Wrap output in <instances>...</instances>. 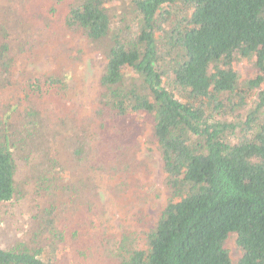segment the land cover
Masks as SVG:
<instances>
[{"label":"trees","instance_id":"obj_1","mask_svg":"<svg viewBox=\"0 0 264 264\" xmlns=\"http://www.w3.org/2000/svg\"><path fill=\"white\" fill-rule=\"evenodd\" d=\"M15 1L0 22V221L11 233L0 264H264V0H128L121 11L114 0ZM61 7L65 30L105 43L90 114L64 75L28 69L35 21ZM246 61L256 72L245 81ZM144 122L167 204L144 246L126 233L111 256L97 180Z\"/></svg>","mask_w":264,"mask_h":264},{"label":"rangeland","instance_id":"obj_2","mask_svg":"<svg viewBox=\"0 0 264 264\" xmlns=\"http://www.w3.org/2000/svg\"><path fill=\"white\" fill-rule=\"evenodd\" d=\"M127 1L114 0L113 9L118 11L127 9ZM10 3L16 5L15 0H0V8H3V12H0V22L4 21L2 18L4 8ZM25 9L27 11L31 8L26 6ZM18 13L19 11L13 8V14L7 15V20L11 21L14 30L18 27L16 23ZM67 13L66 7L65 9L61 7L58 16L52 18L46 14L40 21H35L37 19L35 18L34 21L39 24L35 27L39 28L38 35L30 43L34 42L37 45V56L29 60L28 69L39 74L58 72L64 75L69 85V96L83 106L84 114H90L99 98V79L106 64L103 53L105 43L98 44L76 31L65 30L62 19ZM21 28L22 37L28 41L30 33L33 32L28 19L21 17ZM237 68L241 70L245 81L256 72L251 61L243 62ZM22 118L24 116L21 115ZM135 133L136 146L129 148L128 153L123 155L118 153L119 159L112 161L107 171L97 180L103 206L102 229L112 236L109 249L111 256L117 254L126 233H132L137 244L144 246L147 229L145 226L156 222L167 204L162 161L155 145L153 127L149 122H144ZM64 175H68L66 171ZM17 209L19 220L24 222L27 213L23 212L20 206H17ZM4 214L2 212L0 216ZM9 225V223L3 225L0 221L1 238L10 237ZM226 247L233 261L241 258L242 251L237 247L234 235L228 239ZM71 254L72 251H67L66 257L70 259ZM104 254H107V248Z\"/></svg>","mask_w":264,"mask_h":264}]
</instances>
